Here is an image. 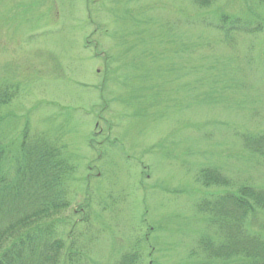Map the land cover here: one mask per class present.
Here are the masks:
<instances>
[{
	"label": "rangeland",
	"instance_id": "obj_1",
	"mask_svg": "<svg viewBox=\"0 0 264 264\" xmlns=\"http://www.w3.org/2000/svg\"><path fill=\"white\" fill-rule=\"evenodd\" d=\"M223 15L260 30L226 37ZM2 84L18 92L1 108L0 173L25 130L66 146L58 234L89 228L85 264L129 251L142 264H235L204 260L214 228L197 205L264 187V160L240 139L264 132L261 0H0ZM206 168L229 184L203 186ZM253 230L264 236V211Z\"/></svg>",
	"mask_w": 264,
	"mask_h": 264
},
{
	"label": "trees",
	"instance_id": "obj_2",
	"mask_svg": "<svg viewBox=\"0 0 264 264\" xmlns=\"http://www.w3.org/2000/svg\"><path fill=\"white\" fill-rule=\"evenodd\" d=\"M193 1L202 7L212 3ZM215 28L226 37L233 31L260 30L225 15ZM16 92L11 84L0 85V115ZM240 139L245 150L264 160V132L241 133ZM3 143L0 131V168L8 166ZM18 150L13 167L9 165L12 170L0 173V264H85L87 241L82 235L72 231L66 240L58 234L62 212L70 205L69 183L75 171L65 146L25 130ZM199 175L205 187L229 184L214 168L202 169ZM197 208L214 228L200 241L204 259L264 264V236L253 230L256 215L264 211V187L245 183L235 192L201 199ZM115 264H142L141 255L126 252Z\"/></svg>",
	"mask_w": 264,
	"mask_h": 264
}]
</instances>
